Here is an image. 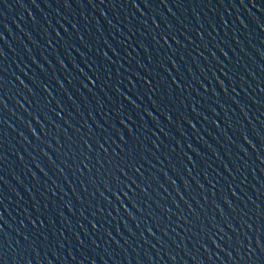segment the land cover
Wrapping results in <instances>:
<instances>
[{
  "label": "water",
  "instance_id": "obj_1",
  "mask_svg": "<svg viewBox=\"0 0 264 264\" xmlns=\"http://www.w3.org/2000/svg\"><path fill=\"white\" fill-rule=\"evenodd\" d=\"M0 264H264V0H0Z\"/></svg>",
  "mask_w": 264,
  "mask_h": 264
},
{
  "label": "snow or ice",
  "instance_id": "obj_2",
  "mask_svg": "<svg viewBox=\"0 0 264 264\" xmlns=\"http://www.w3.org/2000/svg\"><path fill=\"white\" fill-rule=\"evenodd\" d=\"M64 2H65V6H67V0H64ZM161 2L163 3L164 0H161ZM135 4H136V0H132V5H133V7H135ZM146 6H147V5H146ZM165 6H167V5H165ZM161 39L163 40L164 37L162 36ZM165 43H167L166 40H165ZM58 62H59V61H58ZM173 83H175V81H173ZM178 87H179V86H178ZM57 115H59V113H57ZM121 123H122V122H121ZM85 145L87 146V142H85ZM82 163H83V161H82ZM84 166L87 167V164H85ZM121 174H123L122 170H121ZM128 179L131 180V177H129ZM132 182L135 183V181H132ZM125 187H127V185H125ZM112 194H113V196H115V195H116V192L113 191Z\"/></svg>",
  "mask_w": 264,
  "mask_h": 264
}]
</instances>
